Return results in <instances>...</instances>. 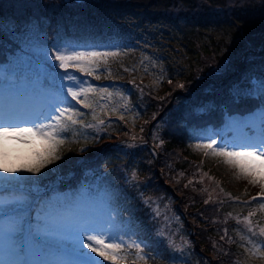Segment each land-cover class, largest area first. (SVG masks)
Here are the masks:
<instances>
[{"label": "trees", "instance_id": "obj_1", "mask_svg": "<svg viewBox=\"0 0 264 264\" xmlns=\"http://www.w3.org/2000/svg\"><path fill=\"white\" fill-rule=\"evenodd\" d=\"M259 17L264 18V0H0V116L6 115L7 103L17 100L39 107L55 91L48 81L55 76L61 83L58 74L63 70L47 56L54 49L76 45L117 53L101 62L94 75L78 73L111 96L90 93L91 109L71 103L80 109L77 120L98 116L94 112L104 105L118 108L120 117L101 120L103 130L98 133L69 128L66 138L85 142L65 158L70 157L64 164L73 172L50 175L42 192L37 187L22 189L40 199L20 218L35 223L42 203L57 199L55 188L62 189L64 197L69 194L62 211L73 210L76 199L91 189L83 182L87 175L108 168L130 199L121 212L137 224L136 235L150 243L144 252L155 258L145 263L132 260V264H163L168 254L162 252L175 251L162 236L157 241L161 221L144 205L142 192L172 198L190 239L187 257L193 264H264L260 254L264 246L259 248L258 238L244 235L242 226L225 218L239 202L227 200L226 207L222 202H207L204 184L196 179L183 194L175 187V173L191 178L199 168L205 169L194 147L207 141L201 137L211 129H222L228 115L261 109L264 128V26L251 23ZM38 60L47 66L40 70ZM146 74L154 76L150 90H141L140 96L136 88L145 83ZM253 77L260 84H254ZM252 130L246 125L245 131ZM157 133L161 145L154 142ZM74 155L79 157L74 160ZM132 172L137 179L128 185L125 178ZM11 187L0 189V198H17L21 191ZM249 201L258 212L264 211V201ZM254 248L263 259L249 255ZM39 251L53 264H63L68 257L43 244ZM158 258L164 260L160 263Z\"/></svg>", "mask_w": 264, "mask_h": 264}, {"label": "snow or ice", "instance_id": "obj_2", "mask_svg": "<svg viewBox=\"0 0 264 264\" xmlns=\"http://www.w3.org/2000/svg\"><path fill=\"white\" fill-rule=\"evenodd\" d=\"M116 54L95 48L83 50V46L76 45H66L47 54L55 66L63 70L58 74L61 83L57 84L56 77L52 76L48 84L55 91L48 94L43 105L29 107L15 100L9 114L0 116V175L17 181L31 179L61 159L57 151L65 142L64 133L72 125L81 123L75 119L81 115L80 109L72 106L71 102L91 109L93 102L90 93L111 96L107 89H97L81 79L78 73L92 76L102 61ZM96 79H100V76L97 75ZM261 92L264 94V83L261 84ZM64 104L69 106L62 107ZM196 147L210 149L214 155L224 157L225 162L234 166L240 174L251 177L253 184L264 185V138L226 140L222 144L209 138ZM259 195L264 197V190ZM65 206L66 201L60 198L44 201L37 212L35 223L29 218H19L18 221L9 222L7 227L4 225L2 230L14 252L22 256L30 241L39 244L44 239L55 238L64 255L85 257L87 264H104V261L119 264L123 259L121 253L126 248L140 249L139 243L125 240L128 225L117 220L111 211L99 217L81 218L77 214L66 215L62 211ZM261 208H264V203H261ZM245 219L251 225V220L247 217ZM49 224L60 225V230L53 234L47 227ZM260 232L264 234V228ZM258 252L259 249H255L253 254Z\"/></svg>", "mask_w": 264, "mask_h": 264}, {"label": "rangeland", "instance_id": "obj_3", "mask_svg": "<svg viewBox=\"0 0 264 264\" xmlns=\"http://www.w3.org/2000/svg\"><path fill=\"white\" fill-rule=\"evenodd\" d=\"M251 23L257 27H263L264 18L259 17L252 19ZM239 26H241V24ZM38 62V68L40 70L47 66V63L45 61L40 62L38 60ZM146 76V80L143 79L145 80V83H142V86H138L139 89L136 88L140 96H142V94L144 93L141 90H144L145 88H147L148 91L150 90V82L152 81V77L154 75L146 74ZM249 77L251 78L252 76L250 75ZM252 80L257 81L256 85L258 84L259 80H257L256 78H252ZM12 104L13 103L10 102L4 105L6 115L9 114ZM99 109L100 110L94 112L99 113L98 116L88 119H81V117L78 120L81 123H77L75 125H72L71 127H82L86 130L92 129V132L98 133L103 130L102 124L100 123L101 120L104 121L107 118L110 119L113 117H120V114L117 113L118 108H112L110 106L104 105L99 107ZM262 114L263 113L261 110H257L253 114H250L245 118H241L238 116H229L226 119L223 129H211L208 132L207 137H201V141L211 138L215 139L217 141V144H222L226 140L231 141L234 139L264 138V131L262 126H260ZM122 116L123 115H121V117ZM244 121L245 123H243ZM248 124L253 128L251 132L245 131V126ZM86 125H92V127H88ZM135 129L137 132L140 131V128ZM227 131H230L231 134L227 135ZM75 135H77V132H75ZM158 136L159 133L154 135V142L158 145H161L162 141ZM79 138L82 137L79 136ZM64 140L65 142L59 146L57 151V154L61 156V159L55 161L51 165H48L45 169L42 170V174H38L37 177L17 181L0 175V189L13 188L11 186H14L16 187L15 190L21 191L18 197L15 199H11V197L8 196L5 198H0V264H22V262H27V264H40L39 257L41 259L43 258L42 254L38 252L41 244L48 247L50 246L51 250H60V245L55 238L44 239L39 244H33L30 241L27 245L26 253L22 256L17 255L10 246V243L2 229L4 225L5 227H7V224L9 222L18 221L20 215H22L21 212H26L28 215L32 210V204L40 199L39 196L35 197L36 199L28 196L22 189H31L32 187H37V192H42L46 190V186H43V183H45L44 181L49 179L50 175L52 176L60 172H73L72 169L67 170L64 164V162L69 160L70 157L66 160L65 158L69 153H71L75 146L78 147L85 142L78 139H73L72 137L66 138L65 136ZM204 142L207 141L205 140L203 142H198V144ZM194 148L198 151V154L202 158L203 166L206 170L203 168H199V170L195 172L193 176H191V178L188 174L183 172L175 173L178 182H176L175 187L178 188V191L180 190V193L183 194L182 190L188 189L190 187L191 180L193 179L201 181L204 184L207 202H222L225 207V201L227 200H234L236 202H239L237 203V205L233 206V210L227 211L225 218H231L240 226H242V228L244 229V235L245 232H248L258 239L261 237L264 238V234H261L260 232V230L264 228V211L258 212L257 210L259 208L254 207L249 201L253 198L259 199V201H264V197H261L259 195V193L264 190V185H261L260 183L253 184L251 182V177L240 174L234 166L225 162L224 157L214 155L210 149H205L203 147ZM76 157H79V155H74V160ZM24 175L31 176V174ZM126 178V183L130 185L129 182L132 183L137 179L136 172H132L130 175L126 176ZM83 182L91 187V189L88 191V194H83L82 197L77 198L75 204L73 205L74 209L72 211H66L64 213L69 216L77 214L81 218H87L90 216L99 217L102 216L103 213L111 211L117 220L128 225V227L125 229V231L128 232V235H125L124 237L125 240L129 242L135 241L136 243L140 244V249H137L135 247L126 248L121 253L123 259L119 261V264H132V260L142 261L143 263L148 262L149 260H152L154 262L155 258H153L152 253L147 254L144 252L145 247L149 248L150 243L143 236H137L134 234L135 229L133 226H136L137 224L130 222L128 215L121 212V207L128 205L130 203V199H128V197L126 196L125 191H123V187L119 183L118 178L113 174V171H109L108 168H104L103 170H100L99 174H96L94 176L88 174L87 178L84 179ZM181 182H183L184 184H180ZM181 185H183L184 188L181 187ZM187 186L188 188H185ZM55 190L57 198L65 201L68 199L69 194H66L65 197L62 196V189L60 190L59 188H55ZM20 198H23V200H20ZM140 198H142L144 205L150 209L153 217L161 221V228L156 230L157 241H159L162 236L175 250L173 252L170 248H168L169 250H166V252H162L165 256L166 254H168V257L165 258L163 264H193V261L189 260L187 257L189 256L188 244L190 242V239L186 237L185 233L182 230V224L179 221L178 215L174 210L172 198L162 194H153L151 192L140 193ZM24 199H28L30 202L24 201ZM249 213H252V215L249 216ZM246 217L251 220V225H249L248 221L245 219ZM53 225L55 229L49 230L53 234H55L60 230L61 226L58 224ZM258 239L257 245L259 246V248H261L264 246V242H261V239ZM254 250L255 248L252 250V252ZM258 254L259 253L254 255L249 252V255L256 260L263 259L258 256ZM173 256L176 257L171 260ZM70 257L73 260L77 259V262L75 261V264H87V260L85 257ZM163 260L164 259L161 258L159 259V262L161 263V261ZM46 264H50V262ZM104 264H112V262L104 261ZM155 264L159 263L155 262Z\"/></svg>", "mask_w": 264, "mask_h": 264}, {"label": "bare ground", "instance_id": "obj_4", "mask_svg": "<svg viewBox=\"0 0 264 264\" xmlns=\"http://www.w3.org/2000/svg\"><path fill=\"white\" fill-rule=\"evenodd\" d=\"M240 117V116H239ZM241 118H244V117H241Z\"/></svg>", "mask_w": 264, "mask_h": 264}]
</instances>
